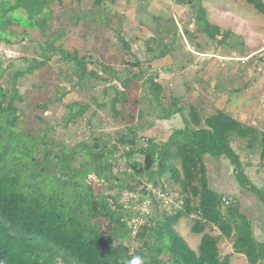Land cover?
Masks as SVG:
<instances>
[{
  "label": "rangeland",
  "instance_id": "rangeland-1",
  "mask_svg": "<svg viewBox=\"0 0 264 264\" xmlns=\"http://www.w3.org/2000/svg\"><path fill=\"white\" fill-rule=\"evenodd\" d=\"M179 2L107 0L103 5H96L94 0H51L44 15L48 23L43 30L41 27L32 29L20 24L10 25L9 32L5 33L11 41H0V64L4 69L9 67L6 76L14 75L16 79L14 83H8L7 93L10 95L16 91L23 97L22 100H15L20 115L16 129L26 130L35 137L44 139L49 148H56V152L59 145L75 147L82 143L93 144L96 138L114 145L123 133H128L131 120L127 113H134L136 118L133 119V126L138 131L139 148L148 145V138L167 141L174 130L184 128L190 107L195 105L202 109L203 117L216 109L225 108L237 119H243L246 124L264 131V14L245 0H201L209 10L211 22L224 30H231L233 35L226 44L216 48L201 34L195 41L201 43V48L211 50V54L198 56L193 52L194 46L188 47L182 32L173 43V36L159 29L173 24V14L177 17L174 18L176 24L177 21L180 25L183 22L191 23L194 11ZM10 16L14 19L28 17L24 11L12 12ZM122 38L130 44L131 50L125 47ZM149 39H154L152 45L158 56L165 55L160 53L166 52L165 46L172 47V51L166 53L168 63L158 64L156 58L154 61L150 60L153 54L148 53L145 47V42ZM50 42L85 56L88 69L96 70L102 79L107 78V74L102 73L104 65L109 66L115 75L126 79L138 71L134 65L141 62V67L149 74H159V81L165 85L164 101L168 104L170 97L177 98L183 112L170 119L160 120V108L144 98L149 91L143 88V83L139 80L129 92V104L121 103L116 112L111 100L115 95L112 86L117 87V83L107 84L95 77L79 82L74 63L66 62L60 55L54 54ZM43 53L50 57L46 58ZM201 56L202 59L197 58ZM33 58H38L39 61L45 59L46 62L34 72L25 71ZM195 62L197 67H191ZM186 68L189 69L188 72L184 71ZM3 82L6 83V80ZM106 88L109 89L107 93ZM43 105H47L45 109L42 108ZM83 105H88L83 115L67 121V114L77 112ZM247 144L246 140L235 138L233 148L242 157L246 181L250 180L257 186L256 189H249L240 182L227 157H206L209 184L219 193H224L225 208L237 205L240 212L250 218L252 225L255 224L256 227V231L253 228L256 239L263 242L264 234H258L260 229L264 230V188L256 181L260 179L255 178V174L256 180L251 177L255 171L261 174L262 168L264 173V159L261 158L259 148L249 150ZM44 147L43 142L39 144L41 152L37 159L43 158ZM125 148L120 145L117 152L109 153L114 160L113 173L119 178V181L113 180L116 185L113 190L105 191L98 187L99 181L92 173L89 181L94 185L97 197L111 194L116 198V206L121 207L132 230L136 231L135 227L142 224L157 226L159 219L175 213L171 204L166 202L170 197L155 196L154 204V197L149 196L148 191L157 195L154 190L158 191L160 185L153 182L144 184L148 178L145 174L138 175L132 166L135 161L143 162L144 156L138 153L129 158L122 154ZM84 152L80 150L74 161L75 166L86 159ZM52 161L54 166L55 158ZM177 164L180 168L179 162ZM53 168L57 173L58 168ZM80 168L78 175H86L87 170ZM55 175L57 174L52 172L45 175L51 188L56 183ZM155 179L159 181L157 175ZM162 179L166 181L163 182ZM162 179L161 184L167 183L166 176ZM122 185L124 188L128 185L135 188L124 189ZM145 186L147 192L144 190ZM167 186L169 194L182 197L180 185L169 182ZM223 189H228L230 193L225 194ZM238 193L245 198L242 200ZM246 197H252L253 200L249 201ZM260 198L263 199L262 202ZM198 201L196 198L193 203L197 204ZM179 217L174 228L197 251L203 234L194 233L192 228L199 216L194 214ZM101 222L104 227L110 223L105 219ZM216 230L210 225L206 228L213 235L219 234ZM232 241L227 238L220 240V255H228L229 264H250L245 255L234 252ZM128 245L135 250L141 246L136 238ZM166 256L163 254L162 258Z\"/></svg>",
  "mask_w": 264,
  "mask_h": 264
},
{
  "label": "trees",
  "instance_id": "trees-1",
  "mask_svg": "<svg viewBox=\"0 0 264 264\" xmlns=\"http://www.w3.org/2000/svg\"><path fill=\"white\" fill-rule=\"evenodd\" d=\"M106 1L94 0L96 5H103ZM179 1L194 11L190 20L194 28H188L189 24L185 23L183 34L195 48L201 49V43H195L199 34H204L216 48L226 44L233 35L231 30H224L209 20L208 9L201 0ZM245 1L264 14V0ZM50 2L0 0V41H11L5 31L9 32V26L13 24L32 29L46 28L48 19L44 15ZM16 11H24L28 17L14 19L10 15ZM171 21L172 25L159 29L172 35L174 43L180 29L173 17ZM122 40L125 47L131 50L130 44ZM153 41L149 39L145 42L148 53L153 54L150 60L158 57ZM50 47L54 54L74 63L79 82L95 77L107 84L117 83V87L112 86L115 95L111 100L116 112L121 103L129 104V92L138 80L149 91L144 98L160 108V120L183 112L177 98L170 97L168 104L164 101L165 85L159 81V74H149L139 61L134 65L138 71L126 79L115 75L109 66L104 65L102 73H106L107 78L102 79L96 70L88 69L86 57L80 56L77 51L63 49L53 42H50ZM164 48L166 53L172 51L170 45ZM45 62V59L39 61L33 58L25 71L34 72ZM8 69V66L4 69L0 64V264H129L135 256L143 257L146 264H229L228 255H220L219 242L223 238L233 240L234 252L245 255L250 264H264V241L256 239L252 222L237 205L225 208L223 193L209 184L206 162L207 156L227 157L240 182L249 189H256L255 185L246 181L242 157L233 148V141L235 138L246 140L247 148H259L264 159V131L235 118L225 109H216L203 117L202 109L191 105L185 127L174 130L167 141H156L151 137L147 146L137 148L139 135L133 126L136 117L134 113H127L131 125L118 143L109 145L96 138L93 144L82 143L75 147L59 145L56 152V148H49L44 139L26 130L16 129L20 115L15 100H22L23 97L16 91L10 95L7 93L8 83L16 81L14 75L6 76ZM105 91L107 93L109 89ZM87 107L83 105L77 112H69L67 121L83 115ZM42 142L45 145L44 156L37 159ZM120 145L126 147L122 154L129 158L138 153L144 156L143 162L135 161L132 166L138 175L145 174L148 178L145 185L153 182L163 190H167L169 182L180 185L184 209L159 219L157 226L142 224L134 234L121 207L116 206V198L111 194L97 197L94 185L89 181L92 173L99 181L98 187L105 191L113 190L116 186L113 180L119 181V178L113 173L115 165L109 153L117 152ZM80 150L85 151L86 159L75 166L74 161ZM54 158L56 164L53 166ZM53 167L58 168L57 173ZM80 167L87 170L86 175L81 177L78 175ZM49 172L57 174L52 188L45 177ZM156 175L159 181L155 179ZM165 176L168 181L161 184ZM134 188L128 185L124 189ZM144 188L147 192L146 186ZM148 193L154 197L155 204L157 195L150 190ZM196 198L199 199L197 204L193 203ZM194 214L199 219L192 231L203 234L197 251L174 228L179 216ZM102 219L110 222L107 227L103 226ZM209 225L219 229L220 233L213 235L207 232ZM133 238L141 244L136 250L128 245ZM163 254L167 255L166 258H162Z\"/></svg>",
  "mask_w": 264,
  "mask_h": 264
},
{
  "label": "crops",
  "instance_id": "crops-1",
  "mask_svg": "<svg viewBox=\"0 0 264 264\" xmlns=\"http://www.w3.org/2000/svg\"><path fill=\"white\" fill-rule=\"evenodd\" d=\"M206 8H207V6L206 5H204ZM208 9V8H207ZM209 11V10H208ZM173 16H174V18H177L176 17V15H174L173 14ZM189 19V18H188ZM190 19H193V16L190 18ZM189 19V20H190ZM177 20V19H176ZM210 20V19H209ZM211 21V20H210ZM213 23V22H212ZM177 24L180 26V32H179V34L182 32V34L184 33V31H183V26H184V22H183V24H181L180 25V23H178V21H177ZM193 23H190L189 25H188V28H190V29H193L194 28V26L192 25ZM215 24V23H214ZM181 35V34H180ZM201 34H199V36H200ZM183 36L185 37V40H186V42H187V44H188V47L190 48H192L193 46L190 44V42L188 41V39H187V37H186V35L185 34H183ZM198 38V37H197ZM195 43H196V41H195ZM196 45V44H195ZM197 49V50H196ZM194 51L193 52H195L198 56H200V55H205V56H207V55H209V54H211L210 52H211V50H207V49H198V48H195V49H193ZM161 54H165V55H163V56H158L157 58H156V60L155 59H152L151 61H156L158 64L161 62V64H165V63H168L169 61L167 60V55H166V52H160ZM168 53H170V52H168ZM214 55V54H213ZM197 58H199V59H202V56L201 57H197ZM198 59V60H199ZM155 62V63H156ZM215 62H216V60H215ZM198 63V62H197ZM192 66L191 67H197V65H196V62L193 64H191ZM184 71H186V72H188L189 71V69L188 68H186ZM221 109H225V108H221ZM226 111H228L229 112V110H226ZM235 118H237V117H235ZM240 119V118H239ZM240 120H242L243 121V119H240ZM259 169V167L257 168V170ZM252 173V172H251ZM254 174H255V178L257 177L258 179H260V180H256L255 178H254ZM253 178V180L255 179L257 182H259L261 185L260 186H262V188H264V173H263V168H262V171H261V174H259L257 171H255L253 174H252V177H251V179ZM249 180V179H248ZM250 181V180H249ZM251 182V181H250ZM256 182V183H257ZM253 184V183H252ZM256 186V185H255ZM257 187V186H256ZM234 188L235 187H233L232 188V190H234ZM264 190V189H263ZM223 191L225 192V194H228V193H230V191L228 190V189H223ZM224 194V193H223ZM241 197H242V200L245 198L244 197V195L243 194H240V193H238ZM257 195V194H256ZM260 197V196H259ZM246 199L247 200H249V201H252L253 200V198L251 197V198H247L246 197ZM260 201L262 202L263 201V199L262 198H260ZM257 202H258V200H257ZM250 219V218H249ZM255 223H256V220H255ZM255 227V224L253 225V228ZM215 230L217 229L216 227L214 228ZM254 230V229H253ZM216 231H219V233H220V230L219 229H217ZM215 231V232H216ZM255 231H256V227H255ZM261 233L262 234H264V230H261L260 229V233L258 234V236H261ZM257 235V234H256ZM257 237V236H256Z\"/></svg>",
  "mask_w": 264,
  "mask_h": 264
},
{
  "label": "built area",
  "instance_id": "built-area-1",
  "mask_svg": "<svg viewBox=\"0 0 264 264\" xmlns=\"http://www.w3.org/2000/svg\"><path fill=\"white\" fill-rule=\"evenodd\" d=\"M157 192V196L159 197H165V196H168V198L170 197V200L169 201H166L167 204H171L172 206V209H173V212H176V211H179L181 209H183L184 207V201L181 197H178V195L175 197V196H172L171 194H169L167 192V190H163L160 186V188L158 189V191L154 190V193ZM152 203V202H151ZM136 230H137V227H135ZM133 233L135 234L136 231L133 230Z\"/></svg>",
  "mask_w": 264,
  "mask_h": 264
},
{
  "label": "clouds",
  "instance_id": "clouds-1",
  "mask_svg": "<svg viewBox=\"0 0 264 264\" xmlns=\"http://www.w3.org/2000/svg\"><path fill=\"white\" fill-rule=\"evenodd\" d=\"M129 264H146V261L141 256H135L132 258V260L129 262Z\"/></svg>",
  "mask_w": 264,
  "mask_h": 264
}]
</instances>
